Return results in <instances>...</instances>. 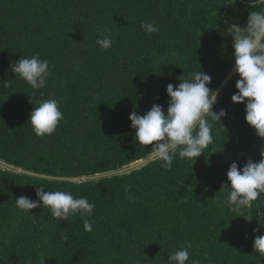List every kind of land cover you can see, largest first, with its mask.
<instances>
[{
	"label": "trees",
	"instance_id": "trees-1",
	"mask_svg": "<svg viewBox=\"0 0 264 264\" xmlns=\"http://www.w3.org/2000/svg\"><path fill=\"white\" fill-rule=\"evenodd\" d=\"M253 3L0 0V163L9 167L0 165V264H167V253L189 243L187 264H264L253 249L264 235L256 216L264 193L241 213L222 203L231 162L259 161L264 148L245 105L231 99L238 76L224 84L234 65L224 19L246 26L250 11L264 10V0ZM141 22L160 30L146 33ZM105 28L112 34L107 50L96 44ZM34 54L51 70L35 91L10 68ZM200 69L211 75L210 87L223 85L212 110L227 115L212 122L214 143L196 161L177 155L165 169L149 158L151 145L135 141L129 116L154 103L166 109L167 85ZM49 98L61 101L64 118L52 134L37 136L29 115ZM39 185L94 202L93 231L84 230L78 213L66 222L47 207L21 212L15 198L37 200Z\"/></svg>",
	"mask_w": 264,
	"mask_h": 264
},
{
	"label": "clouds",
	"instance_id": "clouds-1",
	"mask_svg": "<svg viewBox=\"0 0 264 264\" xmlns=\"http://www.w3.org/2000/svg\"><path fill=\"white\" fill-rule=\"evenodd\" d=\"M250 7L256 8L253 0H250ZM224 23L229 25L226 34L233 38L234 65L231 74L238 76L235 84L238 91L231 99L234 103L245 105L246 122L255 129L258 137L264 139V10L250 11L246 26L232 18H225ZM140 26L150 34L160 30L158 25L150 22H141ZM96 44L105 50L111 48V30L105 28L102 38H97ZM10 68L15 76L25 80L34 91L44 88L51 76L50 61L41 58L39 54L21 56L19 60L11 62ZM181 81L178 85H167L166 91L170 99L166 109L163 105L154 103L143 115L133 111L129 116L135 141L140 145H151L153 158L162 161L165 169L172 168L177 155L181 160L196 161L204 153V149L214 143L212 122L221 121L227 115L226 109L221 108L218 112L212 110L218 103L220 88L210 87V74L200 69ZM60 104L61 101L57 98L37 101L28 119L37 136L50 135L56 130L64 118ZM226 186L231 190L222 203L229 210L241 213L251 207L252 202L264 193V148L261 149L259 161L249 158L243 166L232 161L222 190ZM45 189L39 185L36 190L37 200L29 196L15 198L16 207L21 212L47 207L54 219L66 222L70 216L78 213L83 219L84 230L93 231L94 202H90L86 196L75 197L69 191ZM128 189L129 186H125V195L131 201L134 196ZM256 216L260 226H264L261 223L264 219V207L257 209ZM237 217L252 219L244 215ZM253 232H260V227L254 228ZM191 247L189 243L167 253V264H187ZM253 249L264 257V235L255 237ZM205 257L207 258V254ZM192 264L199 262L192 260Z\"/></svg>",
	"mask_w": 264,
	"mask_h": 264
},
{
	"label": "rangeland",
	"instance_id": "rangeland-1",
	"mask_svg": "<svg viewBox=\"0 0 264 264\" xmlns=\"http://www.w3.org/2000/svg\"><path fill=\"white\" fill-rule=\"evenodd\" d=\"M231 73H232V69H231V71H230V73H229V76L226 78L224 84L228 82L227 80H229L230 77L232 78V76L235 75V74H231ZM231 78H230V79H231ZM222 86H223V85H222ZM222 86L220 87V89L223 88ZM224 86H225V85H224ZM221 90H222V89H221ZM221 90H220V91H221ZM151 157H153V154L150 155L149 158H151ZM145 161H146V159H143V160H140V161L134 162V163L128 165L127 167H125L123 170H130L131 168H134V167H136V166L138 167V166L142 165ZM0 165H1L3 168H9L8 166H6L5 163H0Z\"/></svg>",
	"mask_w": 264,
	"mask_h": 264
},
{
	"label": "water",
	"instance_id": "water-1",
	"mask_svg": "<svg viewBox=\"0 0 264 264\" xmlns=\"http://www.w3.org/2000/svg\"><path fill=\"white\" fill-rule=\"evenodd\" d=\"M220 90H221V89H220ZM151 158L153 159V157H151ZM144 163H146V161H145ZM144 163H143V164H144ZM140 166H141V165H140ZM136 167H137V166H136ZM136 167H134V168H136ZM138 167H139V166H138Z\"/></svg>",
	"mask_w": 264,
	"mask_h": 264
}]
</instances>
